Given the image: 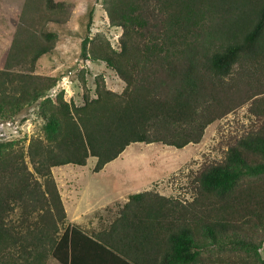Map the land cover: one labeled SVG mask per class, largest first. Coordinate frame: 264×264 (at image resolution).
I'll use <instances>...</instances> for the list:
<instances>
[{
  "label": "trees",
  "instance_id": "1",
  "mask_svg": "<svg viewBox=\"0 0 264 264\" xmlns=\"http://www.w3.org/2000/svg\"><path fill=\"white\" fill-rule=\"evenodd\" d=\"M63 4L48 0L50 7ZM104 5L111 25L123 29L120 47L102 34L87 35L84 56L114 69L126 83L123 91L109 88L101 74L95 95L83 78L82 104L66 100L64 91L49 96L59 77L33 71L53 51L57 33L38 34L30 25L18 27L0 69V115L12 117L39 104L45 119L43 135L33 137L27 151L19 140H0V264H47L51 256L62 264H88L97 249L98 264H264V0ZM36 6L37 0H27L22 18L32 17ZM250 100L259 126L201 171L193 200L151 190L133 193L98 238L76 224L59 234L53 221L27 231L9 222L16 201L40 200L35 173L49 177L53 166L86 164L90 156H97L98 171L138 141L184 147ZM52 184L44 197L58 201L64 214L54 178Z\"/></svg>",
  "mask_w": 264,
  "mask_h": 264
},
{
  "label": "rangeland",
  "instance_id": "2",
  "mask_svg": "<svg viewBox=\"0 0 264 264\" xmlns=\"http://www.w3.org/2000/svg\"><path fill=\"white\" fill-rule=\"evenodd\" d=\"M55 1H62L64 4L50 7L48 0H37V9L34 8L31 11L33 16H25L23 19L22 13L27 0H0V69L5 67L8 52L18 33V27L30 25L38 29V34L43 29L57 33V38L52 40L55 45L53 51L43 54L33 71L41 75L59 77L58 83L50 90L49 96L55 97L64 91L66 100H74L77 104H82L83 80L87 81L92 94L95 95L96 77L101 74L104 75L109 88L117 92L123 91L126 83L114 69L108 67L105 62L84 56L83 40L87 35L91 39H97L96 37L102 34L111 45L116 48L120 47L123 29L111 25L104 0ZM91 9L94 11L93 19L90 21L89 11ZM28 12L30 10L27 14ZM27 17H31V20ZM52 17L67 20L58 22L52 20L54 19ZM87 43L90 48L93 40ZM250 102L251 100L244 102L212 121L206 127L200 141L190 142L184 147L179 148L160 141L133 142L126 147L123 155L106 164L103 173L110 176L113 184L128 186L129 191L151 189L158 192L160 190L167 196L189 202L196 196L197 177L201 171L208 165L221 161L226 156L228 148L238 138L259 126V119L249 109ZM44 122L45 119L39 113V104L27 106L12 117L5 118L0 115V140H19L27 151L32 138L43 135ZM26 161L29 169L34 171L29 155L26 156ZM94 161L95 157H90L85 167L94 168ZM34 175L42 184V190L38 191L40 200L35 202L32 198H28L25 201H16V209L10 214L9 222L16 224L20 230L27 231L32 227L48 225L53 221L52 223H57L60 234L75 214L66 211L65 206L63 214L56 203L58 201L51 199V196L50 198L44 197L43 190L47 188V185L54 189L53 172L49 177L36 173ZM55 183L57 185L56 180ZM57 189L60 194L58 185ZM124 205L118 208L113 207L107 212L106 216L100 219L98 229L109 228L121 215ZM90 215L86 213L77 220L85 222ZM261 253L264 257V246ZM47 264L61 263L51 256Z\"/></svg>",
  "mask_w": 264,
  "mask_h": 264
},
{
  "label": "crops",
  "instance_id": "3",
  "mask_svg": "<svg viewBox=\"0 0 264 264\" xmlns=\"http://www.w3.org/2000/svg\"><path fill=\"white\" fill-rule=\"evenodd\" d=\"M121 155H123V152L119 157ZM94 157L95 161L93 164L95 165L97 156ZM88 163L56 165L52 167V172L58 188H60L63 206H65L66 211L70 213L74 212L75 214L73 218L71 217L72 220L68 222V225H79L86 232L98 238V234H102V231L105 229H98L100 219L105 217L107 212L113 207L118 208L124 205L129 200L131 194L149 189L129 191L127 189L128 186L113 184L110 176L103 173L105 172L106 165L96 171L94 168L85 167ZM158 193L165 195L160 190ZM86 213L91 214L87 221L82 222L77 220L78 218H82ZM94 252L95 259L91 260L88 264H98V249Z\"/></svg>",
  "mask_w": 264,
  "mask_h": 264
}]
</instances>
